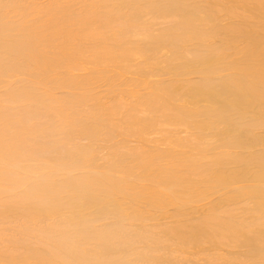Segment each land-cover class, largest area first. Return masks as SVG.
Masks as SVG:
<instances>
[{
	"label": "bare ground",
	"instance_id": "6f19581e",
	"mask_svg": "<svg viewBox=\"0 0 264 264\" xmlns=\"http://www.w3.org/2000/svg\"><path fill=\"white\" fill-rule=\"evenodd\" d=\"M0 264H264V0H0Z\"/></svg>",
	"mask_w": 264,
	"mask_h": 264
}]
</instances>
